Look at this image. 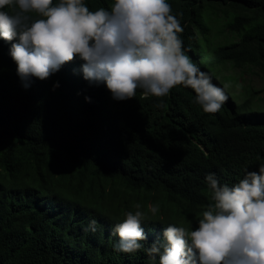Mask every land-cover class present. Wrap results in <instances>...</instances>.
Returning <instances> with one entry per match:
<instances>
[{
	"label": "trees",
	"instance_id": "trees-1",
	"mask_svg": "<svg viewBox=\"0 0 264 264\" xmlns=\"http://www.w3.org/2000/svg\"><path fill=\"white\" fill-rule=\"evenodd\" d=\"M85 2L96 10L112 0ZM166 2L185 54L213 84H228L218 74L227 63L264 77V0ZM220 20L223 43L213 40ZM17 42L0 39V264H158L143 249L115 251L112 230L125 212L159 205L142 224L147 248L169 225L198 226L211 203L208 174L231 185L264 165V105L253 97L228 88L215 114L183 86L117 101L83 78L79 57L25 82L10 56ZM91 220L95 232L85 231Z\"/></svg>",
	"mask_w": 264,
	"mask_h": 264
},
{
	"label": "clouds",
	"instance_id": "clouds-1",
	"mask_svg": "<svg viewBox=\"0 0 264 264\" xmlns=\"http://www.w3.org/2000/svg\"><path fill=\"white\" fill-rule=\"evenodd\" d=\"M183 31L166 0H112L109 8L96 10L85 0H0V39L18 41L10 56L22 81L46 80L79 57L83 78L105 84L114 100H131L138 90L160 99L183 86L205 113L215 114L230 85L213 84L185 54ZM205 181L211 203L194 230L169 225L162 239L145 248L142 224L159 205L143 211L137 203L112 230L115 251L143 249L158 264H264V165L231 185L214 173ZM96 225L91 220L85 231L95 232Z\"/></svg>",
	"mask_w": 264,
	"mask_h": 264
},
{
	"label": "rangeland",
	"instance_id": "rangeland-1",
	"mask_svg": "<svg viewBox=\"0 0 264 264\" xmlns=\"http://www.w3.org/2000/svg\"><path fill=\"white\" fill-rule=\"evenodd\" d=\"M218 30L214 32L213 40L217 43L227 41V31L222 26L221 20L218 21ZM218 74L222 79H226L230 85V93L237 95L241 100L253 97L252 104L264 105L260 101L264 98V77L258 68L246 66L243 68L236 67L233 63H227L218 68Z\"/></svg>",
	"mask_w": 264,
	"mask_h": 264
}]
</instances>
